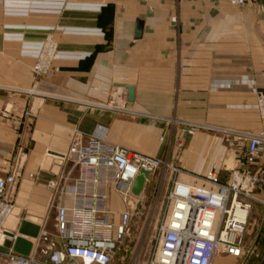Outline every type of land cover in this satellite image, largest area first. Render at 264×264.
Wrapping results in <instances>:
<instances>
[{"label":"crops","instance_id":"0c3cea01","mask_svg":"<svg viewBox=\"0 0 264 264\" xmlns=\"http://www.w3.org/2000/svg\"><path fill=\"white\" fill-rule=\"evenodd\" d=\"M47 37L57 49L35 79ZM124 86L134 88L132 103ZM258 91L264 0H0V178L23 169L3 232L17 234L23 221L53 231L55 206L77 176L64 156L74 136L86 140L98 126L112 145L174 162L184 180L214 168L227 181L217 131L264 132ZM116 92L138 117L91 105ZM193 125L201 128L188 134Z\"/></svg>","mask_w":264,"mask_h":264},{"label":"built area","instance_id":"2783aa9c","mask_svg":"<svg viewBox=\"0 0 264 264\" xmlns=\"http://www.w3.org/2000/svg\"><path fill=\"white\" fill-rule=\"evenodd\" d=\"M227 1L241 7L252 0ZM56 49V43L45 38L31 69L35 79L49 72ZM22 93L37 94L34 89ZM91 105L131 118L139 116L126 107L120 92L106 105ZM256 108L264 120L261 91L256 93ZM200 128L193 125L186 130L193 134ZM217 132L225 137L239 164L233 169L223 165L230 172L225 182L214 168L184 180L183 169L172 161L108 143L107 131L101 126L86 140L74 136L64 157L76 167L77 176L63 191V203L55 206L53 231L41 228L37 238L31 239L35 254L23 256L0 249V258L6 264H123L118 255L129 235L135 209L128 207V199L134 197L131 187L135 178L145 171V185L155 174L167 176L145 264H212L219 255L236 260L255 256L264 264V248L257 254V240L263 241L264 233L260 231L251 246L247 247L245 240L254 204L264 209V132ZM20 174L15 169L0 178V239L14 211L13 195ZM47 187L56 191L54 181ZM116 195L119 202L114 210L111 198Z\"/></svg>","mask_w":264,"mask_h":264},{"label":"rangeland","instance_id":"374dc122","mask_svg":"<svg viewBox=\"0 0 264 264\" xmlns=\"http://www.w3.org/2000/svg\"><path fill=\"white\" fill-rule=\"evenodd\" d=\"M198 131V130H197ZM200 131V130H199ZM197 133L196 131L194 134ZM219 139L220 147L225 157L221 160V167L223 166V160L226 158L227 153L229 152V146L225 142V137L222 134H216ZM224 149H223V148ZM24 154V152H23ZM233 155V153H232ZM22 156V155H21ZM234 167L239 165L233 158ZM233 167V168H234ZM231 168V169H233ZM22 170L20 178L17 180V185L14 194H16L19 183L22 179ZM230 173V172H229ZM167 186V176L159 173L155 174L150 178L149 182L145 185L141 195L139 197H133L128 199V207L134 209L131 224H130V232L129 235L126 236L124 241L123 248L119 252V259L123 264H145L150 248L152 247L151 237L153 234L154 226L156 224V220L158 219V215L160 213V206L163 200L165 191ZM14 197V195H13ZM113 209L116 208L114 205H118L119 199L116 196L111 198ZM264 218V209L259 204H254L253 211L251 214V219L248 225L247 234L245 236L247 247L251 246L257 235L260 233H264V224H262V220ZM263 225V226H262ZM257 254L263 251L264 248V240H257ZM224 256H216L212 262V264H259L260 258L255 256L242 257L239 260H235L232 258H228L229 261H222ZM219 259V260H217Z\"/></svg>","mask_w":264,"mask_h":264},{"label":"water","instance_id":"95a60500","mask_svg":"<svg viewBox=\"0 0 264 264\" xmlns=\"http://www.w3.org/2000/svg\"><path fill=\"white\" fill-rule=\"evenodd\" d=\"M142 32V23L140 21L136 22V28L134 33V39H140ZM127 91V101L132 103L134 101V88L132 86H124ZM148 173L141 171L140 174L135 178L132 187L131 194L134 197H139L144 189L146 178ZM40 227L29 222L23 221L18 229V233H10L7 231L3 232L0 239V245L6 249H12L13 252L27 256L32 247V242L25 240L22 236H26L30 239L37 238Z\"/></svg>","mask_w":264,"mask_h":264},{"label":"bare ground","instance_id":"6f19581e","mask_svg":"<svg viewBox=\"0 0 264 264\" xmlns=\"http://www.w3.org/2000/svg\"><path fill=\"white\" fill-rule=\"evenodd\" d=\"M229 156L228 158L226 159L225 162H223V165L227 168V169H231L234 167V162H233V155H232V152L229 151Z\"/></svg>","mask_w":264,"mask_h":264}]
</instances>
